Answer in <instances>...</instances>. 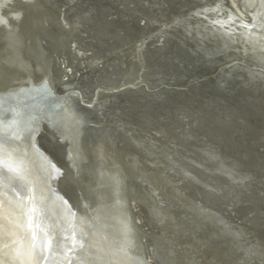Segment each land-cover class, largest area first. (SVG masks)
Instances as JSON below:
<instances>
[{
  "label": "water",
  "instance_id": "obj_1",
  "mask_svg": "<svg viewBox=\"0 0 264 264\" xmlns=\"http://www.w3.org/2000/svg\"><path fill=\"white\" fill-rule=\"evenodd\" d=\"M46 1L54 3V0H35V2L29 3L23 0H11L1 9V15L4 16L6 13L8 17L5 20L6 25L0 26V66L4 65L2 69L8 67L6 74L0 68V121H2L0 140L2 142L13 141L15 144L31 147L33 149L31 158L37 156L46 166L48 165L47 182L40 184L37 190L38 197L48 200L52 196L57 202L59 201L63 206L69 208L73 216L88 220L89 223L96 216L95 219L99 220L101 214H107L109 221L115 222L113 224L115 226L118 222L116 220L121 216L125 221V224L122 223V231L129 238L124 254L130 264H214L216 263L215 257L209 256L210 252L217 248L226 250L232 245L235 252L230 251L228 256L233 255L231 260L241 261L243 252L236 249V246L239 245L234 241L235 238L240 239V237L236 235L231 237L229 233L226 237L234 240H229L218 247L205 242L208 248L200 253L197 244L203 243L204 237L211 230L218 229L212 225L203 226L202 219H205V216L209 219L222 220L224 224H229L227 228L231 226L236 229L241 228L237 232L239 236L256 237V232H264V197L255 188L248 191L245 184L248 185L249 182L242 185L239 181L221 173V169H218L217 165L211 164L207 159L209 157L200 155V149L196 152L197 149L190 146L188 140L209 139L210 146L203 149L214 152V154H216L215 150L212 148L210 151L211 147L227 149L228 156L224 157L225 161L235 159L239 161L238 163L242 162V165L238 164L242 166V170L239 169V172L234 171V173L242 174V176L246 174L248 181L258 179V185L262 182L261 177H257L256 173L264 169V155L257 154L259 147L264 145L260 138L264 133V82H258V78L250 81L251 77L244 67L248 66L251 69L262 71L264 75V64H262L264 53L256 51L251 61L243 62L241 59L232 58L231 52L225 51L228 47L229 50L233 47L230 40L232 33L238 35L240 29L252 26H257L255 30L257 28L264 30V11L261 13L259 10L261 4L264 5V0H237V5L239 4L241 8L239 12L244 13L249 18L248 21L241 20L235 10H232L235 14L233 16L228 13L225 7L218 9L216 7L215 10L220 12L223 9L233 19L231 20L233 23H229L231 26L224 25L223 27L206 20V18L209 19L210 14L206 15L202 11L203 8H195L196 1L197 4L203 5L205 0H190L187 8L190 9V12L186 15L188 20L183 28H177L176 33L172 34L170 51L165 53L155 51L163 59H159L157 56L154 58L152 66L148 67L146 64L147 68H144L143 71L140 70L142 73L138 74L135 69L127 75L123 72L124 57H122L118 59L120 63L119 61L110 62L112 65L106 67L104 71H96L92 74L95 81L88 80L83 75L75 81L71 79L70 82L68 79H62L63 72L58 73L57 65L68 56L63 52V47L70 46L68 39L71 33L63 35L68 42L58 36V32L61 31L60 25L54 20L53 15L45 14L44 17L41 6L37 5V3L43 5ZM174 1L175 13L182 14L185 11L182 5L186 2L184 0ZM212 1L213 3L214 1L215 3L220 2V0ZM217 4L225 5L227 8L232 7L231 4L228 5V2ZM257 4H259V9L253 11ZM88 10L90 11L89 8ZM11 13H17L18 17L16 14L17 18H11ZM253 13L254 15H252ZM86 19L87 15L83 20ZM179 19L180 17H177L173 19V23L161 24L158 30L162 32L170 30L175 27L174 23ZM189 24L210 27L211 37L196 34L193 31L195 26L189 32L186 27ZM227 29L231 35L230 33H221ZM159 31H156L155 34H158ZM79 37H81L80 34ZM100 42L99 51L101 53L98 54L104 52V56L108 55L109 47L103 45L107 43H103L102 40ZM140 43L136 44H139V49L143 54L139 52L138 55L141 54L147 60L148 57L152 58L156 55L153 52H151L152 57L148 55V46L146 43L140 46ZM133 49H130L129 52ZM129 52L124 56H128ZM168 52L170 55H177L176 58L183 54L187 59L183 60V65L181 62L170 63L168 59H165ZM64 54L67 55L65 58ZM69 56L71 57V55ZM75 57L78 58L73 55L72 64H75ZM251 62L254 67L251 66ZM14 76L15 78L21 77L18 82L24 92L13 88L9 89L10 85L15 83ZM191 83H194L193 88H189ZM156 84H162L156 90L159 94L165 92V86H170V89H167V92L170 91V93L173 92L174 86L175 88L182 86L190 94L179 92V95L170 94L169 96L167 93L155 95V92L150 94V91L144 90V86L149 85L148 87H150V85ZM97 85L103 91L107 89L112 95L121 94V96H116L115 100H113L114 97L100 99L102 95L109 93L99 90L96 96L94 86ZM70 95L72 97H69ZM153 96L154 98H152ZM81 97L92 105V110L79 101L78 98ZM143 99L148 101L147 104H141L144 102ZM169 101L170 104H168ZM148 103L151 109L154 108L153 110H158L162 116L164 114L166 116L161 118L160 115L155 114L156 112L146 110L149 106ZM98 108V111L95 110ZM144 109L146 111H143ZM66 111L67 113H65ZM141 111L146 116L149 111H152L153 114L144 118ZM62 112L71 122L77 120V126L75 127V123L71 125L67 123L64 127L65 130L60 132L58 127L52 123V119H57V114ZM134 113L135 115H133ZM167 113L170 115L168 116ZM80 119L82 120L80 121ZM84 121L94 122L86 124ZM153 121L158 122L160 127L163 126L170 137L175 139L172 144H175L176 148L171 145L170 147L174 151L170 157L163 158L164 161L154 160L155 164L152 168L156 167V171L161 169L164 174L168 173L170 181H177L174 184L176 186L182 185L183 188V185L188 183L185 184L187 186L184 191L187 194L185 197L184 194L178 196L177 193L173 197L181 201L184 200L183 203L195 206V209L199 208L198 211L201 210V214L198 213L200 217H196L194 210L191 212L183 208L178 209L180 205L175 203L178 205L175 207L170 198V208L165 203L163 204L166 206L164 212L167 213L165 214L169 213L170 222L168 216L165 220L157 222L158 207H150L156 212L153 216L147 205L145 194L136 192L137 189L134 190V187L131 186L135 183L134 181L140 184L144 181L142 179L144 171L141 173L132 164L133 161L139 162V159L146 155L137 146L136 137L143 141L142 136L148 131L146 123H153ZM187 127L192 130L191 137L186 135L187 130L184 129H188ZM111 128L114 129V133L110 130ZM79 129L82 133L85 132L87 137L79 134L76 138L74 132L77 133ZM232 132L237 133L236 137L239 141L231 140ZM69 135H73L72 143L66 138ZM109 142L112 144L111 147ZM235 142L240 146H245V149L241 150ZM103 145L106 148L102 149ZM97 147H100L103 153H96V151H100L99 148L95 149ZM111 148L116 154L118 162L110 150ZM177 152L184 154L182 159H185L178 161V158L174 156ZM3 155L5 154H0V184L9 182L13 185L9 188L10 195L8 194V197L16 223L9 226L0 223V264H71L74 255L71 254L73 250L70 248V244L72 245L73 241L70 240L75 234L71 232L68 224H65L66 228L56 226L52 229V235L48 232V228L44 229L41 215L36 211L34 203H31L34 200L35 188L26 177H18L24 167L23 161L20 162L18 157L5 158ZM26 156L29 157V155ZM216 157L220 159L219 155ZM110 159L117 164L114 165L115 163ZM186 160L199 165V168L195 170L191 167L193 171L189 166H186ZM166 165H170V169L168 167L167 169ZM10 166L15 167L16 180L10 171L7 172ZM215 171L218 173L216 174ZM209 175L214 176V181L208 178ZM179 179L180 181H178ZM101 182L106 183L102 185ZM112 182H114V187L111 188L110 183ZM168 185L171 186V189L173 188L171 184ZM48 194L50 196H47ZM139 198L145 201L141 206ZM159 200L163 201V196ZM133 201L139 205L141 214H138ZM221 201H223V205H221ZM226 201H231L230 204L236 208V210L230 208L231 211L228 212L241 216L238 223L231 222L229 218L224 220L221 209L225 207ZM103 204H108L106 209ZM107 208L109 209L107 210ZM164 212L161 209L158 213L164 214ZM184 221L187 223L183 224ZM58 223L60 222L58 221ZM95 223L100 229L101 224L97 220ZM143 225L147 228H142ZM218 226L222 228L221 224ZM184 227H190L191 231H189L192 234L184 235ZM224 232H220L217 236ZM143 237L147 239L145 243ZM191 238L194 241H191ZM225 239L227 238L220 240L224 241ZM196 246L197 249H193ZM186 248L193 250L190 251L189 256L185 254L187 253ZM33 249L36 251L29 255V258L23 259V261L16 260L18 253H29V250ZM231 260L228 259L226 262L231 264ZM226 262L221 264H227Z\"/></svg>",
  "mask_w": 264,
  "mask_h": 264
},
{
  "label": "bare ground",
  "instance_id": "obj_2",
  "mask_svg": "<svg viewBox=\"0 0 264 264\" xmlns=\"http://www.w3.org/2000/svg\"><path fill=\"white\" fill-rule=\"evenodd\" d=\"M11 0H0V26L1 27H3V25H6V22H5V20H6V18L8 17L7 16V14L5 13V15L3 16V15H1V9L3 8V7H5L6 5H7V3H9ZM24 2H32V1H34L35 2V0H23ZM60 1L61 2H65V0H59V4H60ZM98 1V0H97ZM106 2L105 0H102V2ZM108 2H109V0H107ZM112 1H114V0H112ZM120 1H122V0H120ZM130 2H131V0H129ZM135 1V0H134ZM141 1V0H140ZM143 1V0H142ZM152 1V0H151ZM154 1H156V0H154ZM157 1H159V0H157ZM190 0H184V2H186V3H184L183 5H182V7H184V9H185V11H183V13L181 14L180 12L179 13H172L171 14V17H170V14L169 15H161L160 17H153V18H151V15H150V13H152L153 12V10L151 9V11H150V13H149V11L147 12V11H145V9H144V11L145 12H147V13H149V16H150V18L151 19H149V18H147L146 17V20H147V23H148V21L150 22V23H148L149 25L148 26H150L151 24V26L150 27H153V29L155 30V31H159L158 29H159V27H160V25L161 24H163V23H168V22H172L173 21V19H176L177 17H180V19L179 20H176L175 21V23H174V25H175V27H172V28H170V30H168V31H166V30H164V32H162V31H159V33L158 34H155L156 32H154V30H153V32H152V34L150 35L149 33H151V31H148L149 33H148V35H150V36H154V39L157 37V38H159L161 41H160V43L162 42V48H159L158 50L159 51H161V52H163V53H165V52H167V51H170V49L168 50V46L170 45L168 42L169 41H165V37L164 36H166V35H168V39H169V36H170V40H171V38L173 37V33H176V29L178 28V29H180V28H183V26H185L186 25V22H187V20L188 19H186V15L190 12V9H187L188 8V2H189ZM196 1V0H195ZM56 2V1H55ZM71 2V3H70ZM98 2H100V0L98 1ZM101 2V3H102ZM115 2V1H114ZM118 2V1H117ZM123 2H125V1H123ZM122 2V3H123ZM160 2V1H159ZM167 2V1H166ZM178 2V1H177ZM225 2H228V5L229 4H231L232 5V7L231 6H229V8H227V6H225V5H220V4H217V3H225ZM57 3H58V1H57ZM66 3H68V1H66ZM107 3V2H106ZM109 3H111V1L109 2ZM108 3V4H109ZM113 3V2H112ZM118 3H120V2H118ZM121 3V4H122ZM128 2H126V4H127ZM161 3H163V2H161ZM160 3V4H161ZM170 3H172V2H170ZM174 4H175V1L173 2ZM217 3H215V1H214V3H213V1L212 0H205V3H203V5H199V4H197V1H196V3L194 4L195 5V8L196 9H200V7L201 8H203V12H205L206 13V15H208V14H210V16H209V19H207L206 18V20H209V21H212L211 23H215V24H218V25H220V26H224V25H227V26H231L229 23H233V22H231V20H233V19H231V17H229L230 15H235V14H233L234 12H232V10L234 11H236L237 13H238V16L241 18V20L243 19L244 21H248L247 19H249V18H247V16H245L244 15V13H241V12H239V10L241 11V8L239 7V4L237 5V0H220V2H217ZM73 5V9L71 8V10L69 11L70 13H68V15H66V13L64 14V11H65V9H64V11H63V9L61 10V7H62V5L63 4H61L60 5V7H55V4L53 5V4H51V2H49V1H46V2H44L43 3V5L40 3H37V5H39V6H41V12H42V14H44V17H45V14H50L53 18H54V20L57 22V24H59L60 25V27H61V31L60 32H58L59 33V35L58 36H61V37H63V39L65 40V42H68V41H66L67 39H65L66 37L65 36H63V35H67L68 33V31H71V32H74L73 34H75L76 32H77V28H78V25H80V24H78V25H76L77 26V28H76V26H75V28H76V30L75 29H73L72 27H71V29L70 30H68V31H66L67 30V27L68 26H70L72 23H74V21L73 20H71L72 18H73V14H75V15H80L81 16V13H82V11H81V13L79 12L80 10H82V9H79V8H82L81 6H83L84 7V5H82L81 4V2L79 1V0H70L69 1V5ZM124 4V3H123ZM126 4H124L125 5V7H127L128 5H126ZM167 4V3H166ZM173 4V5H174ZM67 5V4H66ZM65 5V6H66ZM78 5H80V6H78ZM118 5V4H117ZM168 5H169V3H168ZM58 6V5H57ZM64 6V7H65ZM68 6V5H67ZM91 7V6H90ZM114 7V6H113ZM124 7V8H125ZM130 8H131V6H129ZM138 7V6H137ZM136 7V8H137ZM205 7V8H204ZM217 7V8H216ZM219 7H225L226 8V10L228 11V13L230 14H228L227 12H225V11H223V9H222V11H217V10H215V8L216 9H218ZM259 7V4H257V6L255 5V10H253V11H257V9H259L258 8ZM89 8V7H88ZM94 8V7H93ZM130 8H128V9H130ZM134 8V7H133ZM139 8H141V7H139ZM168 8V7H167ZM9 9H10V7H9ZM67 9V8H66ZM70 9V8H69ZM90 9V8H89ZM127 9V10H128ZM171 9V8H170ZM84 10V9H83ZM85 10H88L87 8H85ZM91 10V9H90ZM117 10H118V8H117ZM125 10H126V8H125ZM134 11H135V8L133 9ZM143 11V9H140V11ZM150 10V9H149ZM158 10V9H157ZM169 10V9H168ZM167 10V11H168ZM260 12L261 13H263V11H264V5H262L261 4V7H260ZM53 11V12H52ZM63 11V12H62ZM113 11V10H112ZM120 11V10H119ZM129 11V10H128ZM130 11H131V9H130ZM130 11H129V13H130ZM133 11V12H134ZM136 11H138V8H137V10ZM139 11V12H140ZM141 11V12H142ZM155 11V10H154ZM52 12V13H51ZM93 12V11H92ZM116 12H118V11H116ZM140 12V13H141ZM173 12H175V11H173ZM259 12V13H260ZM80 13V14H79ZM87 13V12H86ZM91 13V12H90ZM128 13V12H127ZM9 14V13H8ZM16 14L17 13H11L9 16L11 17V18H17L18 17V14H17V17H16ZM83 14V13H82ZM93 14V13H92ZM97 14V13H96ZM117 14H119V12L117 13ZM116 13H114V15L116 16L117 15ZM121 14V13H120ZM131 14H132V12H131ZM135 14V12L132 14V15H134ZM138 14V13H137ZM155 14V13H154ZM228 14V15H227ZM74 15V16H75ZM84 15H85V12H84ZM83 15V16H84ZM88 15V14H87ZM111 15H112V13H111ZM139 15V14H138ZM137 15V17L138 18H141V20H142V18H145V13H144V17L141 15V17L140 16H138ZM153 15V14H152ZM183 15V16H182ZM252 15H254V13L252 14ZM90 16V15H89ZM125 16V15H124ZM147 16V15H146ZM148 16V17H149ZM153 16H156V15H153ZM237 16V15H236ZM256 16V15H255ZM255 16L253 17V19L255 18ZM98 17V16H97ZM111 17V16H110ZM109 17V18H110ZM117 17V16H116ZM115 17V18H116ZM135 17V16H134ZM214 17V18H213ZM90 18H91V16H90ZM205 18V17H204ZM213 18V19H212ZM112 19V18H111ZM203 19V18H202ZM216 19V20H215ZM83 22H84V20L83 19H81ZM80 20V22H82ZM87 20V19H86ZM90 20V19H89ZM91 20H93L92 18H91ZM102 20V19H101ZM107 20V19H106ZM113 20V19H112ZM140 20V19H139ZM151 20V21H150ZM143 21H145L144 19H143ZM155 21V22H154ZM82 22V23H83ZM91 23V21H88V23ZM93 22H94V20H93ZM142 22V21H141ZM237 22H239V21H237ZM75 23H77V22H75ZM87 23V22H86ZM144 23V22H143ZM146 23V24H147ZM173 23V22H172ZM236 23V22H235ZM3 24V25H2ZM93 24V23H92ZM91 24V25H92ZM73 25V24H72ZM75 25V24H74ZM73 25V26H74ZM102 25V24H101ZM93 26V25H92ZM144 26H146L145 24H144ZM147 26V27H148ZM195 25H193V24H189V25H187L186 27H188V29H189V32L193 29V27H194ZM80 27V26H79ZM101 27V26H100ZM257 26H252V27H244V28H242V29H240V31H238V35H237V33H235V34H233L232 33V36H231V38H230V40H231V46H233V47H231L232 49L231 50H229L230 48L228 47L227 49H226V51L225 52H231V54H232V58H237V59H241L243 62L244 61H251L252 59V56H254L256 53V51L257 52H262V53H264V30L263 29H261V28H257V30H255V28H256ZM82 28V27H81ZM149 28V27H148ZM195 29L193 30L196 34H198V35H206V37H208V36H210L211 37V35H210V33H211V31H210V27H206V25H204V26H202V27H200V24H196V26L194 27ZM221 28V27H220ZM251 29V30H250ZM75 30V31H74ZM78 30H80L79 28H78ZM93 31V30H92ZM105 31V30H104ZM107 31V30H106ZM83 32V31H82ZM94 32V31H93ZM93 32H90V33H93ZM108 32V31H107ZM169 32V33H168ZM209 32V33H208ZM223 32H225V33H230V31L227 29V30H223L221 33H223ZM83 33H85V30H84V32ZM87 33V32H86ZM123 34V33H122ZM147 34V33H146ZM163 34H165L164 36H163ZM212 34H214V33H212ZM82 35V34H81ZM86 35V34H85ZM89 37H90V39H94L95 40V37L93 38H91V36L92 35H90V34H87ZM230 35H231V33H230ZM87 36V37H88ZM113 36V35H112ZM150 36H148L149 38L148 39H150ZM76 37H77V39H79V42H75L76 43V46H75V49L74 50H72V48H70L69 46H65V47H63V52L64 53H66V54H68V56L66 55V54H64V58L67 56V58L64 60V59H62V57H61V61L60 62H58V65H57V71H58V73H61V72H63L62 73V79L64 80V79H68V81L70 82V80L72 79L73 81H75V80H77V78H79V77H81V76H83V77H86L88 80H91V81H95V78L93 77V75L92 74H94L96 71H99V69H100V71H101V69H103L104 70V68H106V67H108L109 65H112V61H114V63L117 61H119L117 58L116 59H114V60H112V61H110V58L108 59V58H106V59H104V58H99L100 57V55L98 54L99 53V49H98V52H97V54L99 55V57L98 56H96V57H98V58H92V56H88L87 55V51L89 52L90 50H89V47L91 48V46H93V45H91L90 43L91 42H89L88 40H87V38L86 37H79V36H77V33H76ZM101 38V37H100ZM125 38V37H124ZM84 39H86V41H88V42H85V40ZM106 39V38H105ZM108 39H110V38H108ZM108 39H106V40H108ZM148 39L146 40V39H144V40H146V41H144V42H142V40L143 39H139V40H141V41H138V39L137 40H134V43H131V45L130 46H128V48H127V51L125 52V54H123V55H126L129 51H130V49H133L131 52H129V55L128 56H123L124 58H123V65H122V67H123V69H124V71L123 72H125V74L127 73V75H129L130 74V72H132V71H135V69L137 70V72H138V74L139 73H142V71L144 70V68H147V66H146V64H148V67H150V66H152L153 65V62H154V58L155 57H153V58H149L150 60L147 62H144V59H143V57L144 56H142L141 54H143V52L141 51V49H139V44H136L137 43V41L138 42H141L140 43V46L142 45V44H144V43H146L147 41H148ZM151 39H152V37H151ZM76 40V39H75ZM98 40V39H97ZM94 41L95 42V44L96 45H99V44H97L96 42H98L99 43V41ZM153 40V39H152ZM152 40H150V41H152ZM167 40V39H166ZM251 40H253L252 42H251ZM92 41V40H91ZM105 41V40H104ZM74 42V41H73ZM108 42H110L109 40H108ZM75 43H74V45H75ZM88 43V44H87ZM101 43V42H100ZM113 43V42H112ZM111 43V44H112ZM124 43H125V45H127L128 44V42H126V41H124ZM149 43V42H148ZM159 43V44H160ZM168 43V44H167ZM68 44H69V42H68ZM94 44V43H93ZM254 46H253V45ZM77 45H81V46H77ZM84 45H85V47L86 46H88V50H85V48H84ZM107 46V45H106ZM109 46V45H108ZM111 46V45H110ZM109 46V47H110ZM137 46V47H136ZM158 46V45H157ZM253 46V47H252ZM94 47V46H93ZM92 47V48H93ZM97 46H95V48H96ZM159 47V46H158ZM74 48V47H73ZM111 48H112V46H111ZM117 48V47H116ZM150 48V47H149ZM97 49H95V50H97ZM110 49V48H109ZM94 50V51H95ZM149 50V49H148ZM165 50H167V51H165ZM91 51H93V49L91 50ZM93 51V52H94ZM115 51V50H114ZM139 51H141V54L140 55H138V52ZM75 52H77V53H75ZM92 52V53H93ZM90 53V52H89ZM92 53L90 54V55H92ZM104 53V52H103ZM154 53H156V52H154ZM61 55H62V52L60 53ZM74 54H77V56L79 57V56H81V57H79V59L78 58H76L75 57V59L74 60H81V61H83L84 62V64H82V65H84V70L83 69H79L78 71H73V69H72V67H70V64L69 63H71L72 61H73V55ZM85 54H86V56L88 57V59H89V61H90V59H91V63H89L88 62V59H84V56H85ZM95 54H96V52H95ZM168 54H170V53H168ZM167 54V56H169ZM66 55V56H65ZM69 55H71V57L69 56ZM105 55V54H104ZM112 55V54H111ZM238 55V56H237ZM95 56V55H94ZM93 56V57H94ZM102 56V55H101ZM139 56V57H138ZM157 56H159V55H157ZM87 57H85V58H87ZM135 57V58H134ZM170 57H172V55H170ZM174 57V56H173ZM178 57V56H177ZM113 58V57H112ZM145 58V57H144ZM161 57H159V59H160ZM168 58V60H169V57H167ZM179 58H181V57H179ZM185 57H183V59H184ZM84 59V60H83ZM161 59H163V58H161ZM165 59H166V57H165ZM174 59V58H173ZM182 59V58H181ZM183 59H182V61H183ZM186 59V58H185ZM87 60V62L89 63V64H85V61ZM145 60H146V58H145ZM176 60V59H175ZM180 60V59H179ZM173 61V60H172ZM177 61V60H176ZM181 61V60H180ZM179 61V62H180ZM82 62V63H83ZM110 62H112V63H110ZM171 62V61H170ZM78 63H79V61H78ZM109 63V64H108ZM119 63H120V61H119ZM176 63V62H175ZM76 64V63H75ZM117 64V63H116ZM251 64V66L252 67H254V64L251 62L250 63ZM262 64H264V60L262 61ZM7 66V65H6ZM115 66V65H114ZM119 66V65H118ZM4 67V65L3 66H0V68L2 69ZM82 67V66H81ZM92 67H94V68H92ZM117 67V66H116ZM172 67V66H171ZM8 68V67H7ZM7 68H4V69H2L3 71H5L4 73L6 74L7 72H8V70H6ZM245 68V70L246 71H248V75H250V81L251 80H253V79H256V78H258V82H260V81H263L264 82V75L262 74V71H259V70H256V69H251V68H249L248 66L247 67H244ZM142 69V71L140 72V70ZM170 69V68H169ZM102 70V71H103ZM120 71L122 70V69H119ZM101 71V72H102ZM85 72V73H84ZM250 72V73H249ZM84 73V74H83ZM254 75V76H253ZM82 77V78H83ZM15 78V76L13 77V79ZM20 78L21 77H16L14 80H15V83H14V85L12 84V85H10V87H9V89H15V90H18V91H21V92H24L23 91V89H22V87H21V85L19 84V80H20ZM81 78V79H82ZM80 79V80H81ZM207 83L205 82V85H206ZM36 85V84H35ZM66 85H68V84H66ZM147 86V85H146ZM146 86H144V90L145 91H150V94H152V92H155V95L156 94H159V92H156V90H157V88H159V87H161L162 86V84H156V85H153V86H151L150 85V87H146ZM194 87V83H191V85L189 86V88H193ZM197 87V86H196ZM67 88L69 89V87L67 86ZM166 90H165V92H160V94L159 95H161V94H164V93H167V94H169V96H170V94H190L189 93V91H186V89H185V87L184 88H182V86L181 87H176L175 88V86H174V90H173V92L172 93H170V91H168L167 92V89L169 88L170 89V86H165L164 87ZM187 88V87H186ZM99 90L101 91H103V89L100 87V86H94V91H95V94H96V96H97V94H98V92H99ZM103 92H108V90L107 89H104V91ZM180 92V93H179ZM109 93V92H108ZM116 96H121V94H117ZM116 96H114V95H112L111 93H109V94H105V95H102L101 96V98L100 99H107V98H113V100H115V98H116ZM69 97H72L71 95L69 96ZM83 98H84V96H82ZM82 97L81 98H78L79 99V101H81L82 103H84V105L85 106H87V108L88 109H90V110H92V105L88 102V101H86V100H84V99H82ZM152 98H154V96L152 97ZM144 100V102L142 103L141 102V104L142 105H145V104H147L146 102H148L146 99H143ZM166 100H168V97H166ZM149 104V103H148ZM168 104H170V101H169V103ZM104 105H105V103H104ZM103 105V106H104ZM66 106H68V104L66 103ZM99 107H101V108H103L102 106H99ZM148 108H146V110H152L153 112H156L155 114L156 115H160V117L162 118V117H165L166 116V114H164L163 116H162V114H160V112H158V110H153V109H151V106H150V104H149V106H147ZM168 109H170V107H168ZM95 110H99V108L98 109H95ZM145 109L143 110V111H146ZM143 111H141V114H143V117L144 118H148L149 116H150V114L152 113L153 114V112L152 111H149L148 112V115L146 116V114H144L143 113ZM87 112V111H86ZM85 112V113H86ZM166 112V111H165ZM64 112H62V113H60V114H57V116L56 117H58L57 119H55V120H53L52 119V123H54V125L56 126V127H58V129L60 130V132H62V131H64L65 130V125L68 123V124H72V123H75V127L77 126V120H75V121H70L69 119H68V117L67 116H65V114H63ZM65 113H67V111L65 112ZM169 113H170V110H169ZM168 114V113H167ZM94 115V114H93ZM133 115H135V113L133 114ZM170 114H168V116H169ZM95 116V115H94ZM4 118H5V116H3ZM55 117V118H56ZM78 117H81V116H78ZM135 118H139V117H135ZM143 118V119H144ZM139 119H141V118H139ZM78 120H79V118H78ZM82 119H80V121H81ZM142 120V119H141ZM91 122H94V121H84V123H86V124H90ZM198 123H201L200 121H197ZM1 123H2V121H0V125H1ZM58 125H57V124ZM140 124H141V121H140ZM148 126H146L147 128H150V130L149 129H147L148 131H146L144 134H143V136H142V139H143V141H141L138 137H136V139L138 140V145L137 146H139L140 148H141V150L146 154V155H144V156H142L140 159H139V162L138 161H133L132 162V164H133V166L138 170V171H141V173L143 172V176H142V179H144V181L143 182H141V184L140 183H136V181H134L135 183H133V184H131V186L132 187H134V190L135 189H137L136 190V192L138 191L139 193H141V194H145V196H146V201H148L147 202V205L149 206V208L150 207H158V209H157V222L158 221H161V220H165V218H167V216H168V218H169V222H170V216H169V213L168 214H165V213H167V212H164L165 210H166V206H163V204L165 203L167 206H169V208H170V198L172 199V204L175 206V207H177L178 205L177 204H175V203H178L179 205H180V207L178 208V209H187V210H189V211H193V212H195V214H196V217H200V215H198V213L199 214H201V210L200 211H198L199 210V208H196L195 209V206H189L187 203H183V201L184 200H180V199H178V198H175V197H173L174 196V194H176V195H183L184 194V197H185V195H187L184 191L187 189V186H185V184H188V183H185L184 184V181L182 180V183L184 184L183 185V188L181 187L182 185H180V186H176V185H174V184H176V182L177 181H170V175L167 173V174H164L163 173V171L160 169V171H156L155 170V168L156 167H154V168H152V166L155 164V161H157V160H163V158L164 159H167V157H170V155L172 154V152L174 151V149L172 148V147H170V143H172V141H174L175 139H173L172 141L169 139L170 137V135L167 133V131L165 130V128L162 126V127H160V125H159V123L157 122V123H155L154 121H153V123L152 122H150V123H146ZM162 124V123H161ZM167 124V123H166ZM144 125V124H143ZM168 127V126H167ZM262 127V126H261ZM168 128H170V127H168ZM188 129H184V130H187L186 131V135L187 136H190L191 137V132H192V130L189 128V127H187ZM159 129H162V130H159ZM258 129H260V128H258ZM110 130H112V132L114 133V129L113 128H111ZM168 130H170V129H168ZM254 130V129H253ZM264 131V130H263ZM75 134V137L76 138H78V136H79V134L80 135H85L86 137H87V135L85 134V132L84 133H82L81 131H80V129L79 130H77V133L76 132H74ZM237 135H235V133L234 132H232L231 133V135H230V138H231V140H234V141H239V140H237L238 139V137H236ZM0 137H1V131H0ZM186 136L184 135V138H185ZM67 138V140H69L71 143L73 142V135H69V136H67L66 137ZM261 142L262 143H264V133L261 135ZM87 139V138H86ZM169 139V140H168ZM172 139V138H171ZM76 140V139H75ZM146 140V141H145ZM204 140V141H203ZM203 140H200V141H192V140H188V143H190V146H192L194 149H197L196 150V152L200 149L201 151H200V155H204V156H207V157H209V158H207V159H209V161H210V163L211 164H214V165H217L218 166V169H221L220 171H221V173H223V174H225V175H227L228 177H232V179H235V180H237V181H239L242 185L243 184H245L246 182H249L248 183V185L247 184H245V186L247 187L246 189L248 190V191H252V189H256V190H258V191H260L261 193H262V197H264V185L262 184V183H264V173H263V171H264V169H262L261 170V172L260 171H258V173H256L257 175V177H261L260 178V180L262 181L261 183H260V185H258V179H256V181L255 180H253V181H248L247 180V177H246V174L245 175H243L242 176V174H240L239 175V173H234V171L236 172V171H238L239 172V169H241L242 170V166H240V165H238V164H241L242 165V162L241 163H238L239 161H236L235 159H232V160H230V159H228L229 161H225V159H224V157H226V156H228V153H227V151L226 150H224V148H218V149H216V148H214V147H211V150L210 151H212V148H213V150H215V153L216 154H214V152H209V151H207V150H205V149H203V148H205L206 146H210L209 145V143H210V141H208L209 139H207V138H204ZM171 141V142H170ZM204 142V143H203ZM235 144L242 150V149H245V147L244 146H240V144L239 143H237V142H235ZM171 145H173L174 147H175V144H171ZM109 146L111 147L112 146V144H111V142H109ZM102 147V146H101ZM105 146L103 145V147H102V149L104 148ZM99 148V150L100 151H96V153H103L102 152V150H101V148L100 147H97V148H95V149H98ZM106 148V147H105ZM176 148V147H175ZM260 149H259V152H257V154H260L261 156H263L264 155V145L263 146H261V147H259ZM207 149V148H206ZM32 148L31 147H25V146H23V145H21V144H15L13 141H4V142H2V140H0V154H2V153H4L5 155H3L5 158H10L11 156L13 157H18L19 158V160H20V162H22L23 161V164H24V167H23V169L21 170L22 171V173L20 172V176L18 175V177H21V176H24V177H26L27 179H28V182L30 183V184H32V186H33V188H35L34 189V191H35V195L33 196L34 197V200L31 202L32 204L34 203V205H35V207H36V211L37 212H39V214L41 215V220H42V224H43V226H44V229L45 228H48V232H50V234L52 235V232H53V230L52 229H54V228H56V226L58 227V228H60V227H64V228H66V226H65V224H68V226H69V229L71 230V232H73V234H75V236H73V238H72V240H70V241H73L72 242V245L70 244V248H72V253L71 254H73L74 255V259H73V261H71V264H84V263H89V264H130L129 262V260L126 258V256H125V252H124V249L126 248V246H127V242H128V237L126 236V235H124V233H123V231H122V223H124L125 224V221L123 220V218L120 216V219H118V220H116V225L114 226L113 224L115 223V222H113V221H109V215H107V214H105V215H103V214H99L100 215V217H99V220L98 219H95V218H93V221L92 222H88V220H85V219H82V218H78L77 216H73V214H72V212H71V210L69 209V208H67V207H65V206H63L62 205V203L61 202H57V200L55 199V198H53L52 196H51V198H49L48 200H47V198H44V197H38V193H37V190H38V188H39V186H40V184L42 183V182H44L45 184H46V178L48 177V170L47 169H49L48 168V165L46 166L45 165V163H43L41 160H39V157H37V156H35L33 159L31 158V154H32ZM111 151H112V153H113V155L115 156V158H116V160H117V162L119 161L118 159H117V156H116V154L114 153V151L112 150V148L110 149ZM110 151V152H111ZM180 152H178L177 154H179ZM199 153V152H198ZM73 154V153H72ZM95 154V152L93 153V155ZM176 154V153H175ZM177 154H176V157H178L177 156ZM26 155H29V157H27ZM220 156V159H218V157H216V156ZM2 156V155H1ZM98 156H100V155H98ZM179 156H180V158H182L183 156H182V153L181 154H179ZM192 157V156H191ZM100 158V157H99ZM98 158V159H99ZM102 158H104L103 156H102ZM110 158H111V156H110ZM179 158V159H180ZM108 159V158H107ZM155 160V161H154ZM182 160V159H181ZM184 160V159H183ZM110 161H112V162H114L113 160H111L110 159ZM164 161V160H163ZM179 161V160H178ZM188 161V160H187ZM250 162V161H249ZM115 164L114 165H116L117 163L116 162H114ZM148 165H147V164ZM159 163V162H158ZM190 163V162H189ZM192 163V162H191ZM144 164H146V165H144ZM252 164V163H251ZM187 165H188V163H187ZM192 164H190V166H191ZM195 165V164H194ZM197 167H195L194 166V169H196V168H198V166L199 165H196ZM169 168L170 169V165H166V168ZM15 168V167H14ZM12 166H10V168L8 169V171L7 172H9L10 171V174H12V175H14L15 177H14V179L16 180V177H17V173H15V169H14ZM167 168V169H168ZM6 169V168H5ZM175 169V168H174ZM214 171V170H213ZM17 172V171H16ZM216 172V171H215ZM218 172H216V174H217ZM186 176H188V175H186ZM141 177V176H140ZM209 179H213V181H214V176L213 175H209V177H208ZM13 178H12V180H14ZM191 179V178H190ZM208 180V179H207ZM152 181V182H151ZM178 181H180V179L178 180ZM238 182V183H239ZM105 183L106 182H101V184L102 185H105ZM114 182H112V183H110V187L112 188V187H114V184H113ZM239 183V184H240ZM151 184V185H150ZM168 184H171L172 185V189L170 188L171 186H169ZM241 184H240V186H241ZM10 186L11 187H13V185L12 184H10L9 182L8 183H5V184H0V223L1 224H3V225H5V226H9L10 224H15L16 222H15V218L13 217V215H12V208H11V202H9L10 201V198L8 197L9 195H10V193H9V188H10ZM168 186V187H167ZM136 187V188H135ZM248 187H250L249 189H248ZM13 189V188H12ZM150 189H152L151 191H150ZM148 191V192H147ZM171 191V192H170ZM36 193H37V195H36ZM171 193V194H170ZM225 193H227L228 194V192H225ZM9 194V195H8ZM149 194V195H148ZM154 194H155V196H154ZM47 196H50L49 194L47 195ZM162 196H163V201H160L159 199H160V197L162 198ZM159 199H158V198ZM247 197H248V195H247ZM39 198V199H38ZM100 198V197H99ZM134 198V197H133ZM142 199H145V198H142ZM138 200H140V206H141V204L142 203H144L145 201L144 200H141L140 198L138 199ZM257 200V199H256ZM48 201V202H47ZM144 201V202H143ZM115 202H117V201H115ZM227 204L229 203V202H226ZM231 203V202H230ZM230 203L228 204L229 206L228 207H230ZM110 204V203H109ZM115 204V206H117L118 207V205L116 204V203H114ZM135 204V205H134ZM156 204V205H155ZM107 205L108 204H103V207H105V209H106V207H107ZM133 205H134V207H136V210H137V212H138V214H141V209H140V207H139V205H137L136 203H134V201H133ZM154 205V206H153ZM232 205V204H231ZM162 208H161V207ZM226 206V205H225ZM13 208H15V206H13ZM160 208V209H159ZM109 208H107V210H108ZM151 210V214L154 216V214H156V212H154L155 210L153 209V208H150ZM161 209L163 210V212H164V214H161V213H158L159 211H161ZM233 209H234V207H233ZM99 211H100V209H98ZM153 210V211H152ZM235 210V209H234ZM103 213L105 212V211H102ZM177 213H179V211H177ZM227 214V213H226ZM234 214V217H235V219L237 218L236 217V213H233ZM228 215V214H227ZM226 215V216H227ZM216 217V216H215ZM228 217V216H227ZM234 217H233V215H232V219H234ZM238 217H239V215H238ZM241 217V216H240ZM239 217V218H240ZM39 218V219H40ZM62 218H64L63 220H62ZM204 218L205 219H202L203 221H204V224H202L203 226H208V225H212V226H215L216 228L218 227V231L217 230H211L208 234H207V236H205L204 237V242L203 243H199V245L197 244V246H199V250H200V253L202 252V250H204L205 248H208L206 245L207 244H205V242H207L209 245L212 243V244H215L217 247L219 246V245H222V244H224V243H227L229 240H234L233 238H230V237H226L227 236V234L229 233L230 235L229 236H231V237H235V235L236 236H238V237H240V239H236L235 238V242H236V244H238L239 246H236V249L237 250H239V251H241V252H243V254L241 255V261H243V262H241L240 260H231L232 259V257H233V255L231 256H228L229 254H230V251H234L233 250V245L231 246V248L230 247H227V249L226 250H223V249H220V248H217L216 250H212L211 252H210V254H209V256H214L215 257V259L217 260V259H221V261L222 262H226L228 259H230L231 261V264H264V232H262V233H258V232H256L257 234H256V237H251V238H247L246 237V235H241V236H239L238 234H237V232H238V229L239 230H241V228H238V229H236V228H234V227H228L227 228V226L229 225H227V224H224L223 223V221L221 220H217V219H214V218H208V217H205L204 216ZM155 219V218H154ZM215 221H214V220ZM234 219V220H235ZM238 219V218H237ZM47 220V221H46ZM95 220H97V222L98 223H100L101 224V227H100V229H99V227H97V224L95 223ZM233 220V221H234ZM240 220V219H239ZM257 220V219H256ZM58 221L60 222V223H58ZM236 221V220H235ZM206 222V223H205ZM218 222H219V224H221L222 225V228H220V226H218L219 224H218ZM232 222V221H231ZM237 222V221H236ZM235 222V223H236ZM183 224H186L187 222L186 221H184V222H182ZM179 224V223H178ZM99 225V224H98ZM113 225V226H112ZM180 225H181V223H180ZM187 226V225H186ZM211 226V227H212ZM142 228H147V226H145V225H143L142 226ZM190 227H184V229H183V233H184V235L186 234V233H191L190 231H191V229H189ZM212 229V228H211ZM190 230V231H189ZM223 231H225L222 235H224V236H222V235H219V236H217L220 232L222 233ZM48 232H47V235H48ZM254 233V232H253ZM78 236H77V235ZM192 234V233H191ZM262 234V235H261ZM50 235V236H51ZM250 235V234H249ZM89 236V237H88ZM191 236V235H190ZM193 236V235H192ZM222 238H227V239H225L224 241H221L220 239H222ZM143 239V241H144V243L147 241V239L145 238V237H143L142 238ZM217 239H219V241H216ZM191 241H194V239H192L191 238ZM214 242H216V243H214ZM242 243V244H241ZM161 245H162V243H160ZM208 245V246H209ZM80 246V247H79ZM197 246H196V248H193V249H197ZM84 247V248H83ZM142 247H143V245H142ZM184 248V247H183ZM220 249V250H219ZM182 250V249H181ZM36 250H29V253L27 252V253H18L16 256H17V261H23V259L25 260V259H27V258H29V255H32V253L33 252H35ZM185 251H187V253H185L187 256H189L190 255V251H193V250H189V249H185ZM235 252V251H234ZM233 252V253H234ZM224 255V256H223ZM257 258V259H256ZM215 260V261H216ZM129 261V262H128ZM216 262H218V261H216ZM255 262V263H254ZM227 263V262H226ZM227 264H230L229 262L227 263Z\"/></svg>",
  "mask_w": 264,
  "mask_h": 264
},
{
  "label": "rangeland",
  "instance_id": "obj_3",
  "mask_svg": "<svg viewBox=\"0 0 264 264\" xmlns=\"http://www.w3.org/2000/svg\"><path fill=\"white\" fill-rule=\"evenodd\" d=\"M56 1V2H55ZM57 1H58V3H57ZM66 1H68V3H66ZM69 1L70 0H65V2H61L60 1V4H59V0H54V3H53V5L55 4V7H60V5L61 4H63L62 5V7H61V10L63 9V11H64V9H65V11H64V14L66 13V15H68V13H70L69 11L71 10V8L73 7V5L71 4V5H69ZM80 2H81V4L82 5H84V7L83 6H81L82 8H79V9H82V10H80L79 12L81 13V11H82V13H81V16L80 15H75V14H73V18L71 19V20H73L74 21V23H72L70 26H68L67 27V30L66 31H68V30H70L71 29V27L73 28V29H75L76 30V28H77V26L76 25H78V24H80V25H78V28L80 29V30H78V28H77V36H79V34H80V36H82V37H86L87 38V40L89 41V42H91L90 44L91 45H93V46H91V48L89 47V50L91 49H93V51L95 50V49H99V45H101V43H100V40H102L103 41V43H107V44H103V45H107V47H109L110 45L112 46V48H111V46L109 47L110 49H109V51L110 52H108V55H106V56H104V54L105 53H102V54H99L100 55V57H99V55L97 54V52H98V49L97 50H95L94 52L93 51H87V55L88 56H92V58H104V59H106V58H110V61H112V60H114V59H120V58H122L124 55V53L127 51V48H128V46H130L131 45V43H134V40H137L138 39V41H140L139 39H143L142 40V42H144V41H146L149 37L148 36H150L151 34H152V32H153V27H150V26H148L149 24L148 23H150L149 21H148V23H147V20H146V17L147 18H149V19H151V18H155V17H160L161 15H169L170 14V17H171V14L173 13H175V12H173V11H176V8H175V4L173 3L174 2V0H159V1H154V0H131V2L129 1V0H122V1H120V0H114V1H112V0H109V2L111 1V3H109L107 0H105L106 2H102V0H100V2H98L97 0H79ZM84 1H86V2H84ZM120 2V3H118V2ZM123 1H125V2H123ZM167 1V2H166ZM102 2V3H101ZM113 2V3H112ZM126 4V2H128L126 5H128L127 7H125V5L123 4ZM161 2H163V3H161ZM170 2H172V3H170ZM71 3V2H70ZM109 3V4H108ZM122 3V4H121ZM161 3V4H160ZM167 3V4H166ZM168 3H169V5H168ZM68 6H67V5ZM118 4V5H117ZM174 4V5H173ZM58 5V6H57ZM66 5V6H65ZM65 6V7H64ZM72 6V7H71ZM78 6H80V5H78ZM91 6V7H90ZM114 6V7H113ZM129 6H131V8L129 7ZM138 6V7H137ZM88 7L91 9L90 11L89 10H85V8H87L88 9ZM94 7V8H93ZM126 8V10H125V8ZM135 8V11L133 10L134 8ZM138 8V11H136L137 10V8ZM139 7H141V8H139ZM168 7V8H167ZM67 8V9H66ZM70 8V9H69ZM117 8H118V10H117ZM128 8H130L131 9V11H130V9H128ZM171 8V9H170ZM73 9V8H72ZM84 9V10H83ZM130 11V13H129V11ZM140 9H143V11L141 12L140 11ZM144 9H145V11H149V13H150V11H151V9L153 10V12L152 13H150V15H151V18H150V16H149V13H147V12H145L144 11ZM150 9V10H149ZM158 9V10H157ZM169 9V10H168ZM113 10V11H112ZM120 10V11H119ZM168 10V11H167ZM62 11V12H63ZM89 11V12H88ZM93 11V12H92ZM116 11H118L119 12V14H117L118 12H116ZM135 12V14L134 15H132L134 12ZM141 13H140V12ZM68 12V13H67ZM84 12L86 13H88V15H87V13L85 14V15H87V20H85L84 22L81 20V18L83 17H85V15H84ZM91 12V13H90ZM128 12V13H127ZM131 12H132V14H131ZM79 13V14H80ZM93 13V14H92ZM97 13V14H96ZM111 13H112V15H111ZM114 13H116L117 15V17L114 15ZM121 13V14H120ZM139 15H138V14ZM144 13H145V18H142V20H141V18H138L137 17V15L138 16H140L141 17V15L143 16L144 15ZM155 13V14H154ZM156 15V16H153V15ZM75 15V16H74ZM84 15V16H83ZM91 16V18L94 20V22H93V20H91V18H90V16ZM125 15V16H124ZM147 15V16H146ZM98 16V17H97ZM111 16V17H110ZM135 16V17H134ZM149 16V17H148ZM110 17V18H109ZM116 17V18H115ZM144 17V16H143ZM82 18V19H83ZM113 20H112V19ZM90 19V20H89ZM102 19V20H101ZM107 19V20H106ZM140 19V20H139ZM143 19L145 20V21H143ZM80 20L83 22H80ZM88 21H91V23L89 22L88 23ZM142 21V22H141ZM151 21V20H150ZM75 22H77V23H75ZM87 22V23H86ZM144 22V23H143ZM155 22V21H154ZM93 23V24H92ZM147 23V24H146ZM93 26H92V25ZM102 24V25H101ZM144 24L146 25V26H144ZM75 26H76V28H75ZM80 26V27H79ZM101 26V27H100ZM149 28H148V27ZM82 27V28H81ZM84 30H85V33H83L84 32ZM94 32H93V31ZM105 30V31H104ZM108 32H107V31ZM152 30V31H151ZM83 31V32H82ZM148 31H151V33H149ZM87 32V33H86ZM90 32H93V33H90ZM154 32H156L155 30H154ZM153 32V33H154ZM68 34H70L71 33V35H72V33L73 32H71V31H68L67 32ZM76 33L75 34H73V36H69V41H70V48H72V50H74L75 49V46H76V43L77 42H79V39H77V40H75L76 39ZM123 33V34H122ZM147 33V34H146ZM148 33L150 34V35H148ZM82 34V35H81ZM86 34V35H85ZM87 34H90V35H92L91 36V38L93 37H95V40L94 39H90V37L87 35ZM84 35V36H83ZM113 35V36H112ZM165 34H163V36H164ZM88 36V37H87ZM71 37V38H70ZM101 37V38H100ZM125 37V38H124ZM151 37H152V39H151ZM165 37V41H169L168 43L170 44V36H169V39H168V35H166V36H164ZM108 39V38H110V39H108L110 42H108V40H106V39ZM98 39V40H97ZM144 39H146V40H144ZM167 39V40H166ZM85 40V42H88V41H86V39H84ZM92 40V41H91ZM99 41V43L98 42H96L97 44H99V45H96L95 44V42L94 41ZM105 40V41H104ZM150 40H152V41H150ZM74 41V42H73ZM124 41H126V42H128V44L127 45H125V43H124ZM137 41V42H138ZM160 39L159 38H155L154 39V36L152 35V36H150V39H148V41L146 42V45L148 46V49H149V51H148V55H153V54H156V53H154L155 51H157L159 48H162V42L160 43ZM76 42V43H75ZM113 42V43H112ZM149 42V43H148ZM74 43H75V45H74ZM94 43V44H93ZM112 43V44H111ZM160 43V44H159ZM167 43V44H168ZM88 44V43H87ZM109 45V46H108ZM159 47H158V46ZM77 46H81V45H77ZM95 46H97L96 48H95ZM74 47V48H73ZM93 47V48H92ZM117 47V48H116ZM150 47V48H149ZM169 47V49H170V45L168 46ZM167 47V48H168ZM84 48H85V50H88L87 48H88V46H86L85 47V45H84ZM115 50V51H114ZM160 50V49H159ZM158 50V51H159ZM165 51H167V50H165ZM93 52V53H92ZM95 52H96V54H95ZM100 52V51H99ZM140 53H141V51H139ZM138 52V53H139ZM151 52H153V54H151ZM159 52H161V51H159ZM75 53H77V52H75ZM92 53V55H90ZM101 53V52H100ZM169 53V52H168ZM167 53V54H168ZM112 54V55H111ZM167 54H166V60L168 59L167 57H169V60L168 61H171L173 64L176 62V63H182V65L184 64V62L182 61V59H183V57H185V56H183V54H180L181 56V58H176L177 57V55L175 56V55H172V57H170V54H168L169 56H167ZM74 55H76L77 56V54H74ZM95 55V56H94ZM102 55V56H101ZM157 55L158 54H156V55H154L153 57H157ZM94 56V57H93ZM96 56H98V57H96ZM174 56V57H173ZM79 57H81V56H79ZM78 57V58H79ZM85 57H87L86 56V54H85V56H84V59H88V57L87 58H85ZM113 57V58H112ZM125 57V56H124ZM139 57V56H138ZM152 57V56H151ZM152 57V58H153ZM159 57H160V55H159ZM135 58V57H134ZM150 57H148V61L150 60L149 59ZM162 58V57H161ZM160 58V59H161ZM174 58V59H173ZM186 58V57H185ZM183 59L184 61H186V59ZM83 59V60H84ZM112 59V60H111ZM144 59V62H146L147 61V59L145 60V58H143ZM177 61H176V60ZM181 61H180V60ZM173 60V61H172ZM75 62L74 63H76V64H72V63H69L70 64V67H72V69H73V71L75 70V71H78L79 69H83L84 70V65H82V64H84V62L83 61H81V60H78L79 61V63H78V61L77 60H74ZM90 61H91V59H90ZM89 61V59H88V62L89 63H91ZM147 61V62H148ZM180 61V62H179ZM83 62V63H82ZM87 62V60L85 61V64H89ZM112 62H114V61H112ZM117 62V61H116ZM156 62V61H155ZM170 62V63H171ZM186 63V62H185ZM173 64H172V68H173ZM82 66V67H81ZM92 68H94V67H92ZM103 69H101V71H102ZM104 70H105V68H104ZM103 70V71H104ZM99 71H100V69H99ZM85 73V72H84ZM83 73V74H84ZM149 130H150V128H148ZM238 132H241V131H238ZM235 133V135L237 134L236 132H234ZM170 137V136H169ZM171 141L173 140V138L171 139V137L169 138ZM168 139V140H169ZM170 141V142H171ZM173 142H175V140L174 141H172V143ZM172 143H170V146H171V144ZM247 145V144H246ZM249 146H251L250 144H249ZM245 147V146H244ZM178 153V152H177ZM176 153V154H177ZM176 154H174V156L176 157ZM179 154H181V153H179ZM179 154H177V156L178 157H176V158H178V160L180 161L182 158H180V156H179ZM184 154H182V156H183ZM180 158V159H179ZM185 159V158H184ZM183 160V159H182ZM186 162L188 163V165H186V166H189V168H191V167H193L194 168V166L195 167H197L196 166V164L194 165L193 163H191L190 161H187L186 160ZM190 162V163H189ZM190 164H192L191 166H190ZM198 168H199V166H198ZM198 168H196L195 170H197ZM192 169V168H191ZM193 170V169H192ZM194 171V170H193ZM263 185H264V183H262ZM222 187H223V185H222ZM230 200H231V197L229 198ZM226 202H229V201H226ZM225 202V203H226ZM231 202V201H230ZM229 202V203H230ZM221 205H223V201H221ZM228 203V204H229ZM227 203L226 204H224V205H226L224 208H222L221 210V212H222V214H223V216H224V220L226 219L227 220V218H229L230 219V221H233L234 219H235V217H234V214L233 213H229L228 211H231V209H233V206L230 204V207H228L229 205H228ZM231 208V209H230ZM235 210H236V208H234ZM233 209V210H234ZM228 215H227V214ZM228 217H227V216ZM232 215H233V217H234V219H232ZM236 217L238 218H236L235 220L237 221H233V222H236V223H238V221H239V219L241 218H239L238 217V215H236ZM256 232V231H255ZM216 260V259H215ZM216 261H218V262H216V263H214V264H221L222 263V261H221V259H217Z\"/></svg>",
  "mask_w": 264,
  "mask_h": 264
}]
</instances>
